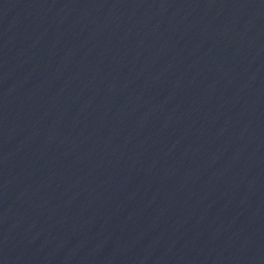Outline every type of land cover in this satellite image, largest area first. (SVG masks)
Segmentation results:
<instances>
[{
    "label": "water",
    "instance_id": "water-1",
    "mask_svg": "<svg viewBox=\"0 0 264 264\" xmlns=\"http://www.w3.org/2000/svg\"><path fill=\"white\" fill-rule=\"evenodd\" d=\"M0 264H264V0H0Z\"/></svg>",
    "mask_w": 264,
    "mask_h": 264
}]
</instances>
